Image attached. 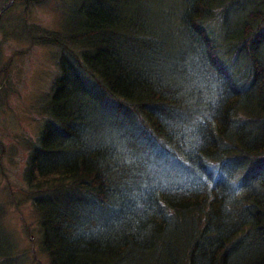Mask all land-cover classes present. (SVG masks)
Returning <instances> with one entry per match:
<instances>
[{"label":"trees","instance_id":"16d2710c","mask_svg":"<svg viewBox=\"0 0 264 264\" xmlns=\"http://www.w3.org/2000/svg\"><path fill=\"white\" fill-rule=\"evenodd\" d=\"M58 1L20 31L55 48L22 173L48 264H264V0Z\"/></svg>","mask_w":264,"mask_h":264},{"label":"rangeland","instance_id":"374dc122","mask_svg":"<svg viewBox=\"0 0 264 264\" xmlns=\"http://www.w3.org/2000/svg\"><path fill=\"white\" fill-rule=\"evenodd\" d=\"M67 9L58 0H46L27 7L14 3L7 12H0V82L5 80L0 89V252L10 255L8 264H48L38 251L36 218L29 200L25 199L22 173L27 145L36 140L42 124L37 104H44L56 75L55 48L29 44L20 32L21 26L62 31L67 21L62 13ZM235 14L236 11L228 12L231 20L226 24L227 30L236 23ZM209 29L213 33L216 25L210 23ZM218 54L236 74L240 64L237 56L224 49ZM6 84L8 90L2 92ZM12 198L16 205L14 201L8 202Z\"/></svg>","mask_w":264,"mask_h":264}]
</instances>
